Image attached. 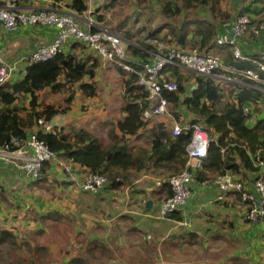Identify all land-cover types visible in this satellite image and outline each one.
<instances>
[{"label":"trees","instance_id":"trees-1","mask_svg":"<svg viewBox=\"0 0 264 264\" xmlns=\"http://www.w3.org/2000/svg\"><path fill=\"white\" fill-rule=\"evenodd\" d=\"M103 1H98L99 6L91 13L96 16L95 21L102 28L104 15L101 11H109L113 2L128 3V6L135 7L134 18L131 15H124L111 23V29L126 40L127 56L147 60L148 52L144 48L156 50L155 45L147 42V39H160L182 49L196 47L200 53L216 55L225 65L234 68H255L251 59L235 58L229 45L216 44L215 35L223 22L232 21L239 14H248L253 19L264 20L262 5L255 17L253 16L255 9L250 7L251 3L245 5V0H109V3ZM15 2L18 5L40 4L41 8L72 10L78 16L90 8L89 0H45L39 3L35 0L33 2L15 0ZM152 2L155 6L149 7ZM260 2L264 6V0ZM139 21L141 25H136ZM90 28L98 29L92 24ZM65 46L72 51H64ZM65 46L50 59L31 63L21 62L10 78L0 85V146L10 143L12 138L24 139L30 133L37 132L39 139L43 140L59 159L73 166V173L84 175L92 172L106 176L108 182L101 192L106 189L118 191L128 187L130 193L135 192L137 196L139 193H147V199L153 201V207L145 208L144 201L142 212L147 214L155 212V205H160L173 193L168 182L157 186L155 179L171 176L185 167L186 145L191 139L192 130L183 129L179 134L173 135L169 120L143 117V110L150 104L146 90L137 84V74L134 71L129 72L110 64L95 48L82 40H72ZM246 54L257 57L256 53ZM129 63L136 70L139 68L133 61ZM107 64L115 68L121 83L122 95L119 106L121 115L115 119L105 118L110 121L107 142L81 125L84 122L71 120L68 125L53 123L55 118H60L64 114L69 118L68 111L74 100L86 103L84 109H91L89 101L92 102L98 96L101 99L103 68ZM17 73L18 77L14 78L13 74ZM216 74L222 77L230 76L232 80L217 82L214 77L195 72L181 73L179 67L172 64H166L162 68L158 79L163 81L173 78L178 81L175 90L163 93L168 101L169 112L181 125L184 123L199 125L209 138L200 167L191 168L196 179H212L218 174L229 172L235 179L249 186L251 176L259 170L253 165L252 157L258 153L264 160V85L224 70L217 71ZM261 76L264 77V74ZM259 84L263 89L256 86ZM192 85L195 87L192 88ZM46 91L53 94L66 93L64 103L46 102L42 98ZM81 97L85 98L83 101L86 102L79 101ZM86 114L87 112L79 114V119L86 118ZM38 118L51 123L52 131L43 132L38 125ZM221 148H224L223 153ZM54 167L53 162H45L38 178H27L28 185L51 181L52 175L56 172L52 170ZM57 168L58 172L65 174L61 179L63 183L58 184L61 186H65V183L73 184L72 176L63 168L59 166ZM140 176H149L145 180L152 186L150 190L134 188L136 187L134 182ZM4 202L7 203V200ZM167 217L178 222L184 219L179 208ZM119 218L128 221L134 216L125 213ZM37 219L60 221L63 215L53 210L37 214ZM259 222L245 220L244 224H251L258 230H264V226ZM6 224L5 222L0 224V264L38 263V259L41 258L39 252L44 250V247L41 248L38 243H35L31 250L29 244L21 246L15 234L17 227ZM113 227L114 232L120 229L119 224ZM180 228L183 232L187 229L185 226ZM126 229L129 232L131 226ZM138 231L143 233L145 242L142 246L157 244V239L155 243L147 239L143 228H139ZM187 234L192 235V232ZM172 236H175L171 237L175 239L185 238V234ZM114 238L115 236H112L109 243L91 236L84 241L77 240L82 250L68 260L56 264H94V261L100 262L99 256L95 255L97 252L107 253L108 258L103 264H110L109 261L118 264V258L115 257L112 248ZM188 242H192L191 239ZM22 247L29 250L25 255L13 254L14 250ZM146 254L149 256L145 262L151 264L154 258L150 252ZM228 254L220 261H212V264H264V253L249 256L245 253L229 256ZM47 264L51 262L48 261Z\"/></svg>","mask_w":264,"mask_h":264},{"label":"built area","instance_id":"built-area-1","mask_svg":"<svg viewBox=\"0 0 264 264\" xmlns=\"http://www.w3.org/2000/svg\"><path fill=\"white\" fill-rule=\"evenodd\" d=\"M29 25L53 28L55 34L51 41L38 45L25 55L23 61L31 63L50 59L72 40L87 42L110 64L129 72L134 71L137 74V84L146 90L147 100L150 104L142 112L144 118H170L174 122L171 128L173 135L179 134L183 129L192 130L191 139L186 145L187 161L185 167L171 176L155 179L157 186L165 181L168 182L173 192L157 208L156 216L158 218L167 217L175 209L184 205L201 187L210 185L220 191L218 199H223L228 194H237L239 202L245 210L243 219L250 222H256L260 219L264 223V160L258 153L252 157L253 165L259 170L253 174L249 186H246L243 181L235 179L229 172L218 174L212 179L197 180L191 168L200 167L201 158L205 156L207 151L209 138L197 124L181 125L176 122L168 110V101L163 95L164 91L175 90L176 82L171 78L163 81L158 79L162 68L166 64H172L190 72L214 77L217 82L219 80H232L230 76L222 77L216 74L217 71L224 70L264 85V77L261 76L262 73L264 74L263 19L257 20L248 14H239L232 21L223 22L215 35L216 44L229 45L235 58L251 59L255 68L248 69L225 65L218 56L202 54L196 47L182 49L160 39L147 40L156 47V50L148 51L147 60L127 57L126 40L107 30H92L91 24L87 28L81 27L77 15L72 10L62 11L52 7L21 10L14 0H1L0 26L3 31H12ZM245 35L260 40L261 48L256 53L257 57H250L242 51L239 39ZM0 61V85H2L10 78L15 67L4 63L2 59ZM129 61L138 64L139 68L137 70L133 68ZM256 86L263 89L260 84ZM191 87L194 88L195 86L192 85ZM37 122L43 132L52 131V124L43 118H38ZM223 151L224 148H221L222 153ZM49 161L63 168L71 176H75L73 166L59 159L48 145L39 139L37 132L30 133L24 139L12 138L10 143L0 146V167H15L26 178H38L41 175L43 164ZM107 182L106 176L88 172L83 175V179L78 181V184L83 191L96 194L104 188Z\"/></svg>","mask_w":264,"mask_h":264},{"label":"rangeland","instance_id":"rangeland-1","mask_svg":"<svg viewBox=\"0 0 264 264\" xmlns=\"http://www.w3.org/2000/svg\"><path fill=\"white\" fill-rule=\"evenodd\" d=\"M15 1V0H14ZM34 1V0H30ZM36 3H39L40 1L45 0H35ZM98 1L100 0H89V11L92 13L94 9H97L99 6ZM255 3H257V7L255 8L254 13H259L260 6L262 2L260 0H254ZM103 2L109 3V0H104ZM17 4V3H16ZM33 5V4H30ZM39 6L40 4H36ZM18 7H25L24 5H18ZM111 8L108 9L109 11L104 12L101 11L104 15V20L101 25H103L104 30L113 32L115 34H118L115 30L111 29V23L113 24V21H117L120 17H123L124 15H131L132 18L135 16V7L134 6H128V3H119V2H113L111 5ZM149 7L155 6L152 2V4L148 5ZM67 9V8H64ZM112 9V11H110ZM62 11H70V10H62ZM149 12V11H148ZM147 12V13H148ZM258 15V14H257ZM84 17V23L85 25L88 22L92 23V21L95 19L96 16L88 15L87 12L85 13ZM90 17V18H88ZM131 18V19H132ZM141 21L137 22L136 25H141ZM86 25V26H87ZM81 27L84 28V26L81 25ZM23 29V28H22ZM26 30V29H23ZM23 30H13L6 33V36L13 37L16 35H19V33L23 32ZM148 40V39H147ZM142 48V47H141ZM145 51H150L152 49H146ZM149 53V52H148ZM128 57V56H127ZM131 57V56H129ZM121 68V67H119ZM115 68L108 66V68L103 70V88L104 92L107 91V95L105 96V93L101 94V99L93 100L92 102L89 101L91 104V109H84V106H86V103H79L76 100L73 101L70 107L69 118L66 117V114L61 116L60 118L57 117L54 119L53 123H62L65 125H68L69 121H75V122H84L81 125H84L87 129L94 132L96 135H98L104 142H107V128L109 126L110 121L105 120L107 117L108 119H115L121 115L119 106L121 104V83L117 77V74L114 70ZM181 73L187 72L188 70L184 68H179ZM190 72V71H188ZM173 79V78H171ZM176 84L177 80L173 79ZM66 92V91H65ZM111 95V97L109 96ZM66 96V93L62 92L59 94H42V98L47 102H54V103H64V98ZM41 97V96H40ZM105 97V99H103ZM28 99V98H27ZM26 102V101H24ZM23 102V103H24ZM86 102V101H82ZM87 112L86 118H81L78 116L79 114L83 115ZM95 112H100L101 115H96ZM74 117H77V119H74ZM78 119L80 121H78ZM89 122V123H87ZM65 174L60 173L56 170L55 174L52 175V180L44 182L42 184H51L48 185L47 189L44 191L43 187L41 190H38L40 188V183L35 188V193L32 191V193L29 196H26L25 198L22 197L20 201V204L22 206H16L15 204H12L10 202H3V208L4 213L8 215L11 222L4 221L7 223L6 225L10 226L11 223H14V226L16 228V237L17 242L21 244V246L25 244L30 245V250L33 249L34 244L38 243L39 246L42 248L44 247V250H41L39 252V256L41 257L38 259V263L34 262V264H47L48 261L51 262V264H56L57 262H62L68 260L70 257L75 255L76 253L80 252L82 250L81 245L78 244L77 240L84 241L88 237H98L106 242H110L112 239V236H116L118 238L117 242H124V239H119L120 235L118 231L114 232V227L109 224L111 221H108L107 214L110 213H116L117 210H114L113 207L114 203H117L118 200H115L117 197L118 199H121V201L126 197V199L131 201V198L128 194H125V190L119 191L115 195L113 199L110 200V195L105 197V204L97 207L100 203V201L95 200L92 195H88L87 193H84L82 191H78L76 194L73 190L72 194H70V191H72L69 186L73 185L75 188L80 189L78 185L73 181L72 183H65V186H61L58 183H63L61 179H63ZM63 177V178H60ZM73 177V176H72ZM136 184V183H135ZM26 187H28L26 185ZM30 188V187H29ZM31 189V188H30ZM45 192L48 193L49 196L45 195ZM127 193V192H126ZM76 194V195H75ZM125 194V196H124ZM75 197V198H74ZM123 197V198H122ZM103 200V199H102ZM114 200V201H113ZM123 202V201H122ZM142 204L135 205V203H132L131 205H134L133 208L127 207L126 211L128 210V214H132L134 216L133 219H129L127 221V226H131L129 233V236H125L124 238L126 240L130 241V244L127 243L125 247H123V252L121 255H119L118 250L114 249V253L116 257L118 258L119 263L118 264H149L148 262H145V259H148L147 251L149 250L150 254L153 256L154 259H156L155 262H152L151 264H162V261H167L166 264L172 263L171 260H167L164 256H161L163 252L160 250L161 247L159 246L162 240L160 233L158 231L155 232V228H160L162 231L168 232L169 230L171 232H176L177 237L179 236V232L182 231L180 227L185 226L187 227L189 224V217L182 221V223L174 224L169 221H166L165 218H158L156 216L157 207L155 206V212H150L148 215H144L142 213ZM113 206V207H112ZM130 206V205H127ZM33 207V208H32ZM123 211L124 207L118 206ZM53 209H56L58 211H61L65 214V219L63 218L60 221L55 220H44V221H38L36 218L37 214L39 213H46L47 211H51ZM36 211V212H35ZM74 212L73 217H71V214ZM138 212L140 217L136 218L135 213ZM163 224V225H162ZM134 226V227H133ZM143 228V231H145L147 235V239L151 241V243H155L156 239L158 240L159 245H149L142 246L143 241V233L137 230V228ZM169 227V228H168ZM134 228V230H132ZM127 230V229H126ZM168 230V231H167ZM248 230V229H246ZM254 232H247L250 237L248 240L240 241V238L237 240H234L232 242H225L221 243V246H219V243H208V246H212L211 250H205L200 251L197 250L200 248V245H188L185 242H181L182 238L175 239L177 241V246L175 247V250H171V253H174V255H171L172 260L176 262L175 264L181 263L179 262L182 260V264H202L205 262V264H212V261L221 260L226 257V255H232L236 253H245V255H259L264 253V230H258L257 228L253 227ZM170 232V233H171ZM118 235V236H117ZM169 236H167L165 239H167ZM244 237V236H243ZM166 241V240H165ZM85 244V242H84ZM114 246V244L112 243ZM116 246V245H115ZM171 246V245H170ZM198 246L196 249L194 247ZM118 247V246H116ZM218 247V249H217ZM239 249H241L239 251ZM8 251V250H7ZM6 251V252H7ZM29 250H26L25 247H22L21 249L14 250L13 254L15 253L20 255H25ZM207 251V252H206ZM136 252L138 254L137 257H133V253ZM205 252V253H204ZM98 259H100V262L94 261V264H103V262H106L107 260V253L100 254L97 252L95 254ZM183 255V256H182ZM199 256L203 257L201 260L198 258L195 262V259H193V256ZM213 255V256H210ZM192 256V257H191ZM206 256H210L207 258ZM151 257V256H150ZM149 257V258H150ZM179 257L180 260H179ZM254 257V256H252ZM262 257V256H261ZM144 260V261H143ZM205 260V261H203ZM208 260V261H207ZM154 261V260H153ZM1 262V261H0ZM144 262V263H143ZM186 262V263H185ZM192 262V263H191ZM260 262V261H259ZM110 264H115L112 261H109Z\"/></svg>","mask_w":264,"mask_h":264},{"label":"crops","instance_id":"crops-1","mask_svg":"<svg viewBox=\"0 0 264 264\" xmlns=\"http://www.w3.org/2000/svg\"><path fill=\"white\" fill-rule=\"evenodd\" d=\"M254 2H255L254 0H245L244 4L247 5V3L249 4L251 3L250 7L255 9L258 4L257 3L253 4ZM24 6L25 7H19V8L21 10H32V9L41 8L40 6H37L36 4H33V5L24 4ZM87 14L93 16L89 10L87 11ZM253 16L256 17L257 14L255 13L253 14ZM84 17H86L85 13L83 15H79V16L77 15V18L79 19L80 24L84 26V28H87L89 24H92V26L94 25L98 29L104 30V28L100 27V25H97L98 22L95 21V19L92 21V23L87 21L88 25L86 24L87 25L86 26L84 23L85 22ZM22 28L26 30H23ZM19 29L23 30V32L19 33V35H16L10 38L6 36V33L9 31H3L0 26V59H2L4 63L14 66L15 69H17V67L21 65V62H23V57L25 55L30 53L38 45L45 44L51 41L55 34V30L53 28L45 27V26L29 25V26L19 27L16 30H19ZM240 45H241L242 51L245 54L246 53H249V54L257 53L261 48L260 42L258 43V41H254L251 37H248V36H244L240 39ZM64 51L71 52L72 49H69L68 46H65ZM108 66L112 67V65L107 64L106 66H104L103 70L108 68ZM13 77L14 78L18 77V73L13 74ZM107 91L108 90H105L104 92V88H103L101 94L105 93V96H106ZM47 93L53 94L47 91L44 94H47ZM109 96L111 97V95ZM84 99L85 98L81 97L79 101H83ZM97 99H99V96L94 100H97ZM103 99H105V97ZM95 114L101 115L100 112H95ZM156 119L169 120L171 128L174 124V122H172V120L168 117H160ZM174 119L176 120L175 117ZM176 122L178 121L176 120ZM182 125H187V124L184 123ZM57 167L58 165L55 164V167L52 170L58 171L59 168ZM75 176L72 177V179L74 180L76 185H78L77 183L78 181L82 180L81 177L83 175L78 173V174H75ZM146 177L149 178V176H140L137 180H135L134 184L136 183L135 184L136 187L134 186V188H137V189L147 188L150 190L152 186H150V183L147 180H145ZM60 178H63V177H60ZM28 184L29 182H27V178L23 176V174L20 173V171L17 168L12 167V166L0 167V224L4 221L11 222L7 213L6 214L4 213V208H3L2 203L5 201V199L7 200V202H10L20 207L22 206L20 203L23 201L19 202L18 200H21L22 197L25 198L26 196H29L32 193V191L35 193L36 186L35 185L29 186ZM26 185L28 187H26ZM48 185H51V184H48ZM48 185L40 183V188L38 189V185H37V189L41 190V188L44 186L43 190L45 191ZM78 187L80 188V186ZM69 188L72 190L70 191V194H72L73 190H75L74 192L76 194L78 193V191H82L84 193H87L88 195L89 194L92 195V197L95 200L100 201L99 205L97 206L98 208L99 206L101 207V205L105 204L106 196L110 195V200H111L115 197L117 193H119V191L125 190V194L129 193V196L131 198L130 202L128 199H126V197L122 200L123 202L121 201V199H118L117 197L115 200H118V202L117 203L113 202L115 207L112 206L114 210H117V214L114 212L113 213L108 212L107 214V217L109 218L108 221H111L109 224H111L112 227L116 226L117 224H119L120 226V229L118 231L120 235L119 239H124L125 243H122L121 241L117 242L118 238L115 236V238L113 239L115 243H114V246L112 245V248L118 250L119 255H121L123 252V247H125L127 243L130 244V241L124 238L125 236L127 237L129 236V233L126 231L127 221L125 219H120L119 217L122 214H125V212H128V210L126 211L127 207L129 208L134 207V205H131L132 203L136 202L135 205H140L142 201L146 202L147 200H149L147 199V196H148L147 193H139L137 196L135 192L130 193V190L128 187H124L118 191H110L108 189L104 190L103 192L100 191L101 192V193L99 192L100 196H98L99 193L93 194L90 192H85L81 188L80 189L75 188V186L73 185L69 186ZM219 193L220 192H218L217 188L214 186L209 185L207 187H201V189L198 190V192L193 197L188 199L184 205L178 207L179 210L181 211V215L184 217L183 220H185V223H186V218L189 217V224L187 226L186 231L179 232L180 236H182V234H185V238L181 239L182 240L181 242H185L188 245L189 244L190 245H200L201 247L198 249H196L198 246L194 247V249H196L195 252H197V250L210 251L212 246H208V243H219L218 245L221 246V243H225L229 241L232 242L234 240L238 241L239 238H240V241H243L245 239L248 240L252 238L249 235H247L248 234L247 232H254L253 230L254 226L251 224L249 225L244 224L245 219H243V216H244L245 210H244V207H242V205L240 204L238 196L236 194H228L225 198L219 199L220 201H218ZM45 195L49 196L48 193L46 192H45ZM121 205L124 207L123 211L120 209V207H118ZM127 205H130V206H127ZM155 206L159 207L158 204H156ZM152 207H153V201H152ZM53 210H56V209H53ZM58 212L60 213L61 216L63 215V218L65 219V214L61 211H58ZM73 214L74 212L71 214V217H73ZM137 214L139 213L136 212L135 217L139 218L140 216ZM145 215H148V214L145 212L143 216ZM47 220H52V219H47ZM165 220L169 221V223L171 222V224L174 223L176 225L179 223H182V222H178L169 217L165 218ZM258 221H260L259 223L264 226V223L260 219ZM10 225L14 226V223H11ZM138 229L139 228H137V230ZM156 231L160 233V236L162 238V240L160 241L161 244L159 243L160 245L158 244V241H157V245L161 247L160 250L162 252L164 251L161 256H164L167 260H171L172 263L170 264H175L176 262L170 259L171 255H174V253L170 252V249L171 250L176 249L175 247L177 246V241L175 240V238H171V237H175L172 235H176L177 233L175 231L171 232L172 229L171 231L167 230L168 232H165V231H162L160 228H155V232ZM187 232H192V235H189L190 233L187 234ZM167 236L169 237L165 239ZM190 239L192 242H188V240ZM115 245L118 247H116ZM147 252H149V250ZM133 254H134L133 257L138 256L136 252H134ZM210 256H213V255H210ZM206 257L209 258L208 256ZM180 258L181 257H179V260ZM192 258L195 259V262H198L197 259L199 258L201 260L203 257H199L197 255V256H193ZM155 261L156 259H154L153 262ZM179 262L181 263L177 262V264H182V260H180ZM166 263H167L166 260L162 261V264H166ZM202 264H205V262H203Z\"/></svg>","mask_w":264,"mask_h":264},{"label":"water","instance_id":"water-1","mask_svg":"<svg viewBox=\"0 0 264 264\" xmlns=\"http://www.w3.org/2000/svg\"><path fill=\"white\" fill-rule=\"evenodd\" d=\"M0 65H1V61H0ZM145 208H148V209L152 208V200L149 199L145 202Z\"/></svg>","mask_w":264,"mask_h":264}]
</instances>
